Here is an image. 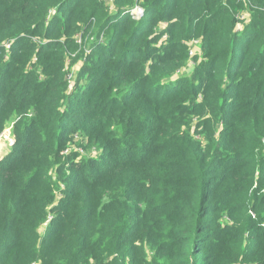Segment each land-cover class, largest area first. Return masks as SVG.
Listing matches in <instances>:
<instances>
[{
    "label": "trees",
    "instance_id": "16d2710c",
    "mask_svg": "<svg viewBox=\"0 0 264 264\" xmlns=\"http://www.w3.org/2000/svg\"><path fill=\"white\" fill-rule=\"evenodd\" d=\"M113 6L0 0V264H264V0Z\"/></svg>",
    "mask_w": 264,
    "mask_h": 264
},
{
    "label": "rangeland",
    "instance_id": "374dc122",
    "mask_svg": "<svg viewBox=\"0 0 264 264\" xmlns=\"http://www.w3.org/2000/svg\"><path fill=\"white\" fill-rule=\"evenodd\" d=\"M103 2H104V4L106 5V6H109V7H113V1L112 0H102ZM162 25V24H161ZM163 26V25H162ZM189 58H188V60L186 61V63H185V66H183V68L181 69V71H180V73L182 74V75H184V74H187V75H189L190 73H191V71H192V69L194 68V65H195V62L193 61V59H194V55L197 53V51H198V42H192L191 44H190V48H189ZM196 51V52H195ZM191 52H192V54H191ZM193 52H195V53H193ZM80 59H73V58H68L67 57V59L65 60V65H66V69H67V73L68 74H70V73H72V76H71V80L72 79H75V74H76V71H77V69L79 68V66H80ZM69 76V75H68ZM174 78V77H173ZM13 125V123H7L6 124V126H5V129H9L10 130V132H12V130H11V126ZM191 125H194V124H191ZM4 129V130H5ZM3 130V131H4ZM2 131V132H3ZM2 132H0V134L2 133ZM2 143H3V141H0V147H1V145H2ZM5 144V145H4ZM3 144V146H2V149H1V154H0V157H2L4 154H6L9 150H10V148H11V146L9 145V144H7V143H4ZM72 148H75L80 154H84V151L81 149V148H79V147H75V146H73V145H70V149H72ZM70 149L69 148H67L66 149V151L64 152V153H68L69 151H70ZM93 150V149H92ZM95 152V151H94ZM97 152H95V154H96ZM92 155H94V153H92ZM58 198H59V196L57 195L56 196V200H58ZM43 228H44V226H41L40 227V232L42 233L43 232ZM145 249H146V254H145V258H146V264H152V254H151V252H150V250L145 246Z\"/></svg>",
    "mask_w": 264,
    "mask_h": 264
},
{
    "label": "built area",
    "instance_id": "2783aa9c",
    "mask_svg": "<svg viewBox=\"0 0 264 264\" xmlns=\"http://www.w3.org/2000/svg\"><path fill=\"white\" fill-rule=\"evenodd\" d=\"M113 1V0H112ZM243 1V0H241ZM109 7V6H108ZM114 6L113 7H109L110 10H113ZM129 13L131 14V16L134 18V19H138L139 17L142 16L143 14V10L142 8L138 5V4H135L129 11ZM236 18H237V22H236V29L240 30L242 28V25L244 23V21L247 19V14L246 13H240V14H237L236 15ZM193 42H197V41H193ZM196 52V51H195ZM193 52V53H195ZM192 54V52H191ZM71 76L69 75L68 76V79H70ZM71 80V79H70ZM4 130V129H3ZM0 141H3L1 147H0V154L2 153L1 152V149H2V146L4 143H7L9 144L10 146L13 145V143L15 142V137L13 135L12 132H10V130L8 129H5L1 134H0ZM263 143H264V138H263ZM5 145V144H4ZM49 219H51V217H49ZM44 229V228H43ZM32 264H38L36 262H33Z\"/></svg>",
    "mask_w": 264,
    "mask_h": 264
},
{
    "label": "crops",
    "instance_id": "0c3cea01",
    "mask_svg": "<svg viewBox=\"0 0 264 264\" xmlns=\"http://www.w3.org/2000/svg\"><path fill=\"white\" fill-rule=\"evenodd\" d=\"M199 49V48H198Z\"/></svg>",
    "mask_w": 264,
    "mask_h": 264
}]
</instances>
